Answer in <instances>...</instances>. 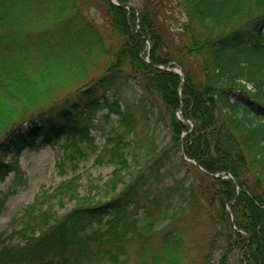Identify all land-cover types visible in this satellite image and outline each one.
<instances>
[{
  "label": "trees",
  "instance_id": "obj_1",
  "mask_svg": "<svg viewBox=\"0 0 264 264\" xmlns=\"http://www.w3.org/2000/svg\"><path fill=\"white\" fill-rule=\"evenodd\" d=\"M117 1L0 0V149L64 138L75 164L99 148L91 131L101 110L118 115L120 129L98 154L117 166L105 185L109 197L81 196L67 180L56 199L74 206L59 214L53 198L38 194L23 210L18 240H0V264H130L137 241V264H264V0H173L182 17L166 32L158 21L163 0L128 9L121 5L132 0ZM88 7L101 13L108 43ZM96 54L107 62L92 76ZM156 65L179 67L184 80ZM131 81L171 138L160 151L147 150V165L123 181L128 139L137 132L133 110L120 100ZM179 151L233 179L208 176L180 157L192 182L162 185L161 170ZM17 164L0 160V181ZM160 220L159 240L149 244ZM206 224L199 250L190 229Z\"/></svg>",
  "mask_w": 264,
  "mask_h": 264
},
{
  "label": "rangeland",
  "instance_id": "obj_2",
  "mask_svg": "<svg viewBox=\"0 0 264 264\" xmlns=\"http://www.w3.org/2000/svg\"><path fill=\"white\" fill-rule=\"evenodd\" d=\"M83 1V0H81ZM91 1V0H90ZM164 5L161 10L159 21V27L166 31H170L169 27L177 24V19H181L178 9L175 7L173 0H163ZM135 5H142L143 0H132ZM138 6V7H139ZM87 12L93 21V24L97 28L101 29V39L105 42H109V32L104 26V20L101 17V13L95 7H88ZM159 13V14H160ZM173 16V18H170ZM167 18V21H166ZM104 26V27H102ZM89 36L87 33L86 38ZM111 38V34H110ZM112 41V40H110ZM96 46V45H95ZM150 47V46H149ZM150 50V49H149ZM97 61L93 68V74L100 71L106 64L107 59L100 54H96ZM29 73L27 67L22 71ZM97 74V73H96ZM91 76V77H92ZM58 81V80H57ZM49 81L39 86V90L49 92ZM46 88H49L46 90ZM38 91V92H41ZM63 90H58L57 93H61ZM55 94V88L53 90ZM142 90L133 81L131 86L127 87L123 91V97L121 104L123 107L128 105L130 110H133L136 123V134H132L128 139V145L126 147L127 160L129 163L128 169L123 171V181H130L131 175L136 174L138 170L147 165L146 151H152L151 149H157L160 151L170 140L171 134L169 128L154 115L151 108H143L140 102ZM108 116V117H107ZM119 116L112 114L108 115V110H101L95 119V127L92 129L91 134L95 137L96 145L99 147L95 152L91 153L87 159L76 161L73 164V159L67 156V148L65 146L66 140L61 139L59 144L49 145L43 144L37 149H31L30 147L15 148L11 152H5V149H0V160L2 163H9L18 161L17 165H20V170H12L9 175L2 181H0V199L3 201L0 207V240L5 239L8 241H17L15 232L22 226V214L26 206L32 203L38 194L49 196L54 200L51 201L54 209L59 214L66 212L74 206V201L69 198H65L63 201L56 199L57 189L67 180H75L77 188L81 196H88L89 199H106L112 193L110 185L106 187L107 181L113 178V172L117 166H114L108 161L99 160L98 154L105 148V144L113 142L120 133ZM24 132L28 133V124L23 125ZM148 134L152 135L151 140L148 138ZM7 139V138H6ZM40 138L34 139L36 144H39ZM155 141L156 147L149 146L150 142ZM11 144L10 140H5L4 147H8ZM174 164H170L161 170L164 173L162 178V185H170L176 179H184L186 182L191 183L193 177L186 175L187 167L182 163V152H175ZM165 174V171H167ZM148 172V171H147ZM123 188V184L120 182L118 191ZM44 193V194H43ZM50 198H45V207L49 205ZM165 222L161 221L156 223L153 238H151L149 244H156L158 236L162 232ZM209 226L203 225L201 227L192 226L190 229V241L200 250L202 246L206 245V232L209 230ZM140 245L137 242H132L129 245L130 250V264H137L138 256L137 252ZM200 253H195L197 258L200 257ZM197 262H195L196 264ZM106 264V263H104Z\"/></svg>",
  "mask_w": 264,
  "mask_h": 264
},
{
  "label": "water",
  "instance_id": "obj_3",
  "mask_svg": "<svg viewBox=\"0 0 264 264\" xmlns=\"http://www.w3.org/2000/svg\"><path fill=\"white\" fill-rule=\"evenodd\" d=\"M166 70H168V68H165ZM173 72L177 73V71L173 70Z\"/></svg>",
  "mask_w": 264,
  "mask_h": 264
}]
</instances>
